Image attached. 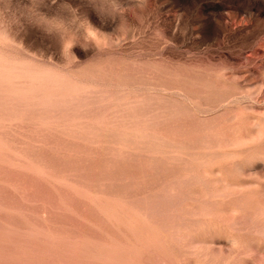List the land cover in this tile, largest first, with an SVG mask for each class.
Returning a JSON list of instances; mask_svg holds the SVG:
<instances>
[{"label":"rangeland","instance_id":"374dc122","mask_svg":"<svg viewBox=\"0 0 264 264\" xmlns=\"http://www.w3.org/2000/svg\"><path fill=\"white\" fill-rule=\"evenodd\" d=\"M0 264H264V0H0Z\"/></svg>","mask_w":264,"mask_h":264}]
</instances>
